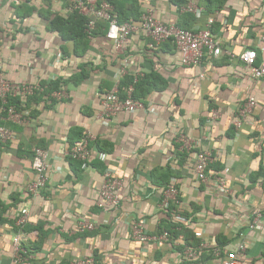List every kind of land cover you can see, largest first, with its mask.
<instances>
[{"label":"crops","instance_id":"obj_1","mask_svg":"<svg viewBox=\"0 0 264 264\" xmlns=\"http://www.w3.org/2000/svg\"><path fill=\"white\" fill-rule=\"evenodd\" d=\"M176 1L153 0L142 8L182 29L204 28L213 17L222 56L187 67L172 43L155 47L139 30L121 53L106 39L105 22L87 46L77 47L52 29L55 15L68 14L56 0H0V74L17 86L58 82L55 91L67 93L60 100L19 98L26 118L21 124L0 114V126L15 133L0 145V264H12L15 216L23 208L29 210L30 230L24 243L36 244L32 264H72L85 257L92 264H224L238 243L247 245L242 264H261L264 85L239 57L252 49L258 63L264 62V0H186L204 10L200 16L178 13ZM127 77L142 84L140 95L150 109L105 117L103 96ZM251 98L256 105L237 130L235 120ZM213 110L218 118L211 117ZM85 135L93 138L92 157L78 171L65 153L71 139ZM181 137L196 145L184 149ZM35 147L47 150L49 170L45 189L32 197L27 186L36 178ZM199 151L213 158L212 177L205 182L195 171ZM106 169L124 182L118 208L99 196ZM173 180L179 204L163 210L162 192ZM255 210L263 215L251 230ZM83 221L94 222L95 230L79 232ZM136 221L150 234L166 224L182 226L192 247L201 241L207 247L188 260L184 234L177 246L140 243L130 236Z\"/></svg>","mask_w":264,"mask_h":264},{"label":"built area","instance_id":"obj_2","mask_svg":"<svg viewBox=\"0 0 264 264\" xmlns=\"http://www.w3.org/2000/svg\"><path fill=\"white\" fill-rule=\"evenodd\" d=\"M141 3H151L153 0H139ZM58 4L65 7L68 12H78L89 18L87 34L89 38H93L92 32L97 25V21L103 20L108 24L106 39L113 43L114 48L124 53L125 45L132 33L141 31L143 36L149 38L153 46H160L164 43H172L180 52L181 63L187 67H201L206 58H219L223 55L221 42L213 33V25L215 19L209 18L204 28L182 29L176 25H170L157 19L153 9L148 8L142 15L140 21H130L121 23L119 15L114 6L106 0H56ZM176 11L180 14L189 13L194 16H200L203 9L194 3H189L183 6H177ZM240 60L248 69L252 78L259 80L264 85V62L258 63V55L255 50L247 49L240 54ZM126 72L122 70L120 77H124ZM203 77V75H201ZM120 82L116 84L114 89L107 92L102 99L103 115L105 117L116 116L120 112L133 113L139 110L150 109L148 104L142 100L133 98V85L126 90L127 97L122 99L119 92ZM48 88V85L42 87L40 84H22L13 85L0 74V114H4L7 120L21 124L25 121L23 113L13 104H9V98H20L23 101L29 100L36 92H42ZM54 99H63L67 97V93L63 90L53 91L49 94ZM256 105L255 98H251L240 110L238 118L235 120V128L238 130L244 120L252 113L253 107ZM152 110V109H151ZM212 118H218L219 113L213 110ZM15 138V133L6 127L0 126V145L12 141ZM93 138L91 136H83L69 147L65 155L76 160L87 163L92 157V149L90 143ZM180 144L184 149H193L196 142L191 138H179ZM33 170L36 178L28 184L27 191L30 196L36 197L45 189L49 170L48 152L45 149L35 147L33 149ZM213 163V158L210 152L199 151L195 161V171L197 178L205 182L212 176L209 168ZM220 184L224 182L220 178H215ZM124 186L123 180L118 178L114 171L106 169L104 171L103 181L99 188V196L103 203L111 208H118L121 205L120 191ZM179 204V189L175 180L171 181L162 192V200L160 207L163 210H172L173 205ZM250 229L253 230L260 221L263 213L261 210L253 212ZM17 233L13 239V256L12 264H32V256L24 248L26 232L24 228L29 223V210L21 209L15 216ZM131 225V238L140 243H160L170 242L174 246L178 245L182 236L172 241L169 231L163 229L159 233L150 234L146 231L142 222H133ZM95 230V224L92 221H83L79 224V232H91ZM197 238H202V233L196 234ZM207 245L201 241L196 246H186L184 255L188 260L199 258L205 251ZM247 252L245 243H238L232 250L226 253L224 264H242L241 257ZM93 259L85 257L74 261L72 264H92Z\"/></svg>","mask_w":264,"mask_h":264},{"label":"trees","instance_id":"obj_3","mask_svg":"<svg viewBox=\"0 0 264 264\" xmlns=\"http://www.w3.org/2000/svg\"><path fill=\"white\" fill-rule=\"evenodd\" d=\"M106 1L110 2L114 6L116 12L119 15V20L121 23L130 22V21H136V22L140 21L142 15H143V12H144V10L142 8L143 3H141L139 0H106ZM176 2L180 3L179 6H183V5L187 4L186 0H177ZM189 15H191V14H189ZM100 22H105V21H103V20L97 21V25L92 32L93 37H96V35H97V30L99 29ZM105 23L107 24V22H105ZM88 25H89V18L84 16V15H81L80 13L75 12V11L68 12V14L66 16H62V15L57 14L54 16V18L51 21L52 29L54 31L58 32L64 41L75 42L77 47L79 45H86L87 46V44L89 43L90 38L87 34ZM107 30H108V24H107ZM133 80H134L133 77H127L126 80L123 81L122 84H120V87H119L120 97L122 99H125L127 97V93H126L127 88L129 86L133 85V87H134V91L132 93L133 98L136 100H142L143 101V97L140 95V86L142 84H139L138 81L133 82ZM45 85H48L47 89H45L42 92H36V94L29 99H34V98L36 99L38 97L47 96L51 92L57 90L59 87L58 82H56V83L52 82L50 84H41L42 87H44ZM9 104H13L14 106L17 107L18 110H21V107H20L21 102H20V99L18 97L17 98H14V97L9 98ZM81 137L71 139L70 145H73L76 141L81 139ZM33 157H34V154H33ZM68 159L71 163H74V165L77 166L76 169L78 171H80V166L84 167L86 165L85 162L76 160L72 157H68ZM169 184H170V181H168L166 183L164 188H166L167 185H169ZM163 229L170 232L172 241L178 239L181 235L184 234L183 237L187 241L186 244L188 246L193 245V244L189 243L190 240L187 238L188 235H186V233L183 231L184 228L182 226L180 228L178 225L170 223V224H166L165 227L162 228V230ZM24 231L28 232L30 230L26 226L24 228ZM39 231L42 235L43 234L42 230L39 229ZM190 235H192V234H190ZM191 237H192V239H195L194 235ZM171 244L174 246L173 242ZM35 245L34 246L32 245V247H31V246L27 245L26 243H24V248L30 254L31 252H33L35 250ZM198 245H199V243H198ZM261 261H262L261 264H264V253H263Z\"/></svg>","mask_w":264,"mask_h":264}]
</instances>
